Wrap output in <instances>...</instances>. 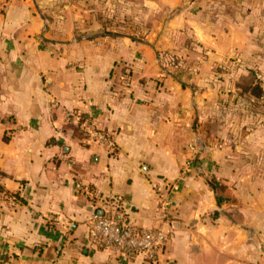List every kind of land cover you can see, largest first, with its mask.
Here are the masks:
<instances>
[{
    "label": "crops",
    "instance_id": "obj_1",
    "mask_svg": "<svg viewBox=\"0 0 264 264\" xmlns=\"http://www.w3.org/2000/svg\"><path fill=\"white\" fill-rule=\"evenodd\" d=\"M167 4L111 5L117 17L129 6L133 21L137 7ZM90 14L64 0H0V176L17 198L0 203V264H148L91 244L86 221L102 212L167 228L158 264H264V115L240 140L206 123L203 96L163 72L158 45L98 25L79 40ZM76 118L109 132L114 152ZM209 178L237 198L245 190L241 230L210 217Z\"/></svg>",
    "mask_w": 264,
    "mask_h": 264
},
{
    "label": "rangeland",
    "instance_id": "obj_2",
    "mask_svg": "<svg viewBox=\"0 0 264 264\" xmlns=\"http://www.w3.org/2000/svg\"><path fill=\"white\" fill-rule=\"evenodd\" d=\"M64 1L73 4L79 13H91L84 23L77 22L79 40L93 39L87 34L98 25V32L105 36L126 35L140 43L158 45L163 72L192 95L203 96L206 123L216 122L225 131L232 127L228 133L240 140L249 126L263 120L264 0H180V3L174 0L175 4L168 6L137 7L139 12L133 21L127 12L129 6L123 16L117 17L111 5L113 0ZM249 72H252L250 83L242 80ZM245 85L260 87V98L243 92ZM234 128L237 134L231 132ZM196 161L194 158L193 162ZM194 170L199 172L195 165ZM209 184L213 185L220 204L210 217L223 215L228 223L244 228L245 218L237 208L245 202V190L241 193L243 197L237 198L226 185L211 178ZM255 236L256 239L258 235ZM255 252L260 253L259 245L255 246Z\"/></svg>",
    "mask_w": 264,
    "mask_h": 264
},
{
    "label": "built area",
    "instance_id": "obj_3",
    "mask_svg": "<svg viewBox=\"0 0 264 264\" xmlns=\"http://www.w3.org/2000/svg\"><path fill=\"white\" fill-rule=\"evenodd\" d=\"M75 121L86 138L96 142L109 153L114 152L115 141L109 132L98 129L91 119L76 118ZM153 189L160 193L163 186L155 183ZM3 200L9 205L17 202L14 195L5 191L3 178L0 176V201ZM86 227L88 238L96 248L112 251L123 261L141 254L148 264H158V256L163 251L170 233L164 226L139 228L125 219H120L117 214L108 212L94 213L87 219Z\"/></svg>",
    "mask_w": 264,
    "mask_h": 264
},
{
    "label": "trees",
    "instance_id": "obj_4",
    "mask_svg": "<svg viewBox=\"0 0 264 264\" xmlns=\"http://www.w3.org/2000/svg\"><path fill=\"white\" fill-rule=\"evenodd\" d=\"M109 34V33H108ZM111 34V33H110ZM113 35V34H112ZM113 36H118V35H113ZM123 37H127L126 35H124ZM130 39H132L131 37H129ZM132 40H134V39H132ZM136 41V40H135ZM250 74L249 75H247L246 77H243L242 78V80L243 81H247L248 83H250V81H251V79H252V72H249ZM242 91L243 92H248V93H250L253 97H255V98H260V96H261V91H260V87H258L257 85H254V86H246L245 85V87H243L242 88ZM212 187H213V185H212ZM213 190H214V192H215V194H216V191H215V189H214V187H213ZM221 191H226L224 188L222 189L221 188ZM215 200H216V203H217V206H219L220 204H219V198L217 197V195H215ZM216 215H217V213L215 212V213H213V218H215L216 217Z\"/></svg>",
    "mask_w": 264,
    "mask_h": 264
}]
</instances>
